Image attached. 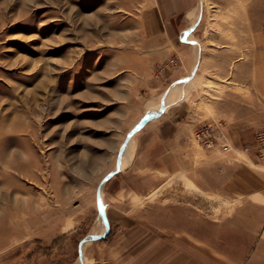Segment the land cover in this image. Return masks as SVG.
I'll return each instance as SVG.
<instances>
[{
  "label": "rangeland",
  "instance_id": "obj_1",
  "mask_svg": "<svg viewBox=\"0 0 264 264\" xmlns=\"http://www.w3.org/2000/svg\"><path fill=\"white\" fill-rule=\"evenodd\" d=\"M150 4L0 0V264H264V125L234 145L210 124L228 150L196 136L200 73L246 57L264 0H192L185 67Z\"/></svg>",
  "mask_w": 264,
  "mask_h": 264
},
{
  "label": "crops",
  "instance_id": "obj_2",
  "mask_svg": "<svg viewBox=\"0 0 264 264\" xmlns=\"http://www.w3.org/2000/svg\"><path fill=\"white\" fill-rule=\"evenodd\" d=\"M191 2L192 0H151L150 19L146 22L148 32L156 38L155 43H166L167 50L159 55L162 54L163 58L169 59L184 58V67L187 65L186 60L196 55L191 49L187 50L185 46L179 45L189 44L188 38L182 39V34L193 28V24L186 21ZM251 38L252 45L246 57L235 58L230 73L221 77L223 82H215L207 72L200 73V81H203V84H200V113L197 112L199 115L196 116L197 118L200 116L202 125L219 124L225 138L233 140L234 145L248 140L256 128L264 125V35ZM205 59L200 44V71L201 69L206 71ZM171 68L170 71L174 74L183 67ZM238 69H244V73L242 72L239 77L236 74ZM173 90L174 87L170 90L171 95ZM178 101L181 104L188 103L184 98L180 100L177 98L172 100L170 105H176ZM181 124L182 121L172 122L173 131L170 138H178L181 135L180 132L183 131ZM212 149L216 151L219 147ZM192 233L191 231L188 234ZM184 234L187 235L185 230Z\"/></svg>",
  "mask_w": 264,
  "mask_h": 264
},
{
  "label": "built area",
  "instance_id": "obj_3",
  "mask_svg": "<svg viewBox=\"0 0 264 264\" xmlns=\"http://www.w3.org/2000/svg\"><path fill=\"white\" fill-rule=\"evenodd\" d=\"M212 125L210 124H203L200 128L197 129L196 136L200 138L201 143L206 148H213V147H221L223 150H228L229 145L228 143L220 137V135H215L211 132Z\"/></svg>",
  "mask_w": 264,
  "mask_h": 264
},
{
  "label": "bare ground",
  "instance_id": "obj_4",
  "mask_svg": "<svg viewBox=\"0 0 264 264\" xmlns=\"http://www.w3.org/2000/svg\"><path fill=\"white\" fill-rule=\"evenodd\" d=\"M130 146H132V145H130ZM126 153H127V148H124V154H126ZM125 160H126L125 156L123 155V157L121 159V165L124 164ZM16 193H19V192H16ZM10 194H11V192H10ZM7 195H8V192H7ZM12 196H13V199H11V202H12L11 207H10V205H8L7 213H9L11 216H14V217H17V216L22 217V213L27 210L29 202H27V204H26V201L23 198H21L20 196H17L15 194V192ZM18 221H20V220H18ZM102 231H103V229H102Z\"/></svg>",
  "mask_w": 264,
  "mask_h": 264
}]
</instances>
